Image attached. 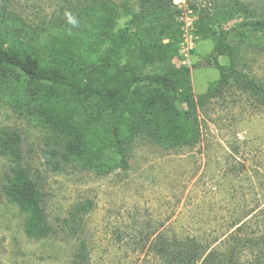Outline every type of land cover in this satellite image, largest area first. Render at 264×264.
<instances>
[{
  "label": "rangeland",
  "instance_id": "rangeland-1",
  "mask_svg": "<svg viewBox=\"0 0 264 264\" xmlns=\"http://www.w3.org/2000/svg\"><path fill=\"white\" fill-rule=\"evenodd\" d=\"M110 1L119 14L118 32L131 19L123 14V4L135 11L138 4L136 0ZM230 1L235 0H219L220 4ZM240 1L251 3L264 17V0ZM186 4L183 13L188 7L195 20V41L187 64L192 69L193 96L199 101L220 77L205 62L213 48L209 35L235 27L242 19L215 16L210 10L214 0H186ZM9 10L12 25L40 48L89 26L93 18L87 0H12ZM202 13L210 15L203 24ZM162 43L166 46L168 41ZM179 43L173 60L176 66L185 60ZM220 61L229 63L226 57ZM235 62L264 86V34H254L239 45ZM17 103L13 97L0 104V128L21 136L23 163L40 184L42 205L54 233L41 241L27 238L25 214L1 193L11 163L0 157V264H76L75 254L82 245L89 264H156L152 253L136 251L145 232L178 238L219 237L226 246L235 234L238 239L264 235V107L237 86L229 85L197 110L198 144L172 146L158 136L138 138L127 147L129 169L109 174L106 171L118 162V156L111 147L107 118L95 110L86 114L79 107L77 120L100 149L94 148V159L76 157L53 172L47 164V132L24 110L18 111ZM239 228L243 230L238 233Z\"/></svg>",
  "mask_w": 264,
  "mask_h": 264
},
{
  "label": "trees",
  "instance_id": "trees-1",
  "mask_svg": "<svg viewBox=\"0 0 264 264\" xmlns=\"http://www.w3.org/2000/svg\"><path fill=\"white\" fill-rule=\"evenodd\" d=\"M1 1L0 104L14 97L18 100L16 109L24 110L47 132V164L53 172H59L62 165L76 157L94 159V148L100 149L98 141L87 138L78 122L79 107L86 114L95 110L107 118L111 147L118 156L107 174L129 169L127 147L138 138L158 136L172 146L198 144L197 110L231 84L264 107V86L239 70L235 62L239 45L254 34H264V17L251 3L235 0L220 4L214 0L216 5L210 10L215 16L221 20L237 16L242 21L209 35L213 48L205 62L217 69L220 77L197 101L192 92L191 67L183 65V61L181 66L173 62L184 33L183 10L174 5V0H136L138 11L124 3L123 14L131 19L118 32L115 29L119 14L111 1L87 0L89 13H93L89 26L64 38L56 37L44 48L24 39L20 29L12 25V0ZM208 19L210 15L202 13L199 20L203 24ZM165 40L166 46L162 43ZM222 57L229 63L223 65ZM200 66L199 63L194 68ZM21 145L17 131L0 128V157L11 163L1 193L25 214L27 238L41 241L51 236L54 228L42 205L40 184L23 163ZM232 241L226 246L227 242L219 237L178 238L151 231L139 239L136 251L152 253L156 264H264V235L238 239L235 234ZM86 251L84 245L79 248L76 264H89Z\"/></svg>",
  "mask_w": 264,
  "mask_h": 264
},
{
  "label": "built area",
  "instance_id": "built-area-1",
  "mask_svg": "<svg viewBox=\"0 0 264 264\" xmlns=\"http://www.w3.org/2000/svg\"><path fill=\"white\" fill-rule=\"evenodd\" d=\"M174 5L178 9H183L187 4L186 0H174ZM187 13H183V17L181 20L183 21V41L180 43L181 54L185 58L182 62L183 65L187 64V60L189 59L190 52L192 50V46L195 41L194 31H195V20L193 19L192 12L186 9Z\"/></svg>",
  "mask_w": 264,
  "mask_h": 264
}]
</instances>
